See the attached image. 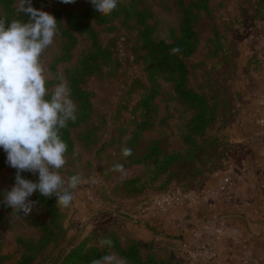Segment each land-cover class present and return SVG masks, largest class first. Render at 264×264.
<instances>
[{
  "label": "rangeland",
  "instance_id": "374dc122",
  "mask_svg": "<svg viewBox=\"0 0 264 264\" xmlns=\"http://www.w3.org/2000/svg\"><path fill=\"white\" fill-rule=\"evenodd\" d=\"M89 1L75 0L70 5L77 9ZM144 4L158 20L160 30L178 27L180 15L175 0H145ZM51 6L48 3L41 10L51 14ZM213 6V24L203 26L198 52L189 64L193 82L203 85L208 81L215 92L217 119L207 127L203 139L197 138V144H191L184 127L190 111L176 98L171 83L162 80L153 125L140 135L134 150V157L142 156L147 146L156 141L164 153L176 152L179 161L172 166L173 176L168 184L163 183L164 175H157L152 167L128 164L118 145L110 143L119 124L127 125L129 111L125 104L134 99L125 82L140 74V67L132 63L126 49L118 48L121 65L116 71L91 83L96 93V115L89 125L94 126L102 115L105 126L92 146L78 144L79 155L65 157L67 162L59 172L65 179L79 174L85 180L95 178L96 183H81L74 190L71 205L62 207L64 248L86 236L116 230L135 238L143 249L163 250L179 264H192L202 259L191 258L185 246L194 245V232L200 233L208 225L221 228L216 257L210 264H264V237L255 240L261 233L264 235V131L260 125L264 114V0H215ZM211 26L218 29L217 47L209 41L213 37ZM61 44V39L55 37L41 57L46 81L52 79L50 65ZM88 45L87 38L79 35L71 60L59 63L58 70L63 73L74 65ZM101 142L105 146L98 150ZM115 163L124 165L127 178L141 176L140 182L145 185L141 193L127 192L120 173L111 170ZM240 172L246 174L241 176ZM226 177L230 181L220 190L218 186ZM12 186L7 174L0 172V187ZM165 190L193 193L200 202L187 201L167 210L158 208ZM250 197L262 200L250 206ZM0 211V264H7L13 260L16 239L36 241L39 231L23 215L12 212L11 207ZM244 219L260 224V233L243 239L238 232ZM246 229L251 231L247 226ZM202 237L201 241L208 242L205 234ZM254 241L259 249L239 261L242 247ZM2 256L6 258L3 260Z\"/></svg>",
  "mask_w": 264,
  "mask_h": 264
},
{
  "label": "trees",
  "instance_id": "16d2710c",
  "mask_svg": "<svg viewBox=\"0 0 264 264\" xmlns=\"http://www.w3.org/2000/svg\"><path fill=\"white\" fill-rule=\"evenodd\" d=\"M144 1L120 0L110 15L97 12L90 1L77 9L61 0H32V6L41 10L46 4L52 3L51 14L56 18L60 31L58 37L62 44L50 65L52 79L46 81L49 92L50 87L59 82L55 78L57 73H62L57 65L71 60L78 36H85L89 42L78 61L62 73L69 83L71 98L78 109L77 120L69 122L68 127L61 130L62 139L68 145L65 157L72 155L78 144L90 147L99 139L105 120L101 115L100 121H96L94 126L89 125L96 115V93L91 83L104 79L108 72L112 73L120 67L117 54L121 46L128 52L132 63L140 67V74L125 82L129 93L134 94V99L125 104V109L129 111L127 125L124 127L119 124L110 143H116L120 152L123 147L131 148L133 155L123 158L128 160V164H139L145 169L152 167L157 175H164L163 183L168 184L173 176L172 166L178 163L179 155L176 152L164 153L156 141L147 146L142 156L134 157V150L140 135L153 125L157 111L156 98L162 93V80L171 83L176 98L190 111L184 127L186 138L191 144H197V138L203 139L207 127L217 119L215 92L208 81L203 85L193 82L189 64V60L198 52L203 26L213 24L215 0H175L180 15L179 24L177 28L165 29L170 34L168 43L160 39L161 32L165 30H160L158 20ZM16 6L17 0H0V17H7L6 26L11 19H27L16 11ZM211 27L213 37L209 41L217 47L220 40L218 29ZM175 47H179L180 52L170 54ZM104 144L101 142L98 150H102ZM0 172L6 173L9 184L14 185L16 170L6 163V153L2 148ZM21 176L33 182L38 181V174L25 171ZM140 181L141 176L138 175L124 179L122 184L129 194L135 195L144 189L145 185ZM7 190L10 189L0 187V201ZM174 193L165 190L163 194ZM29 199L37 202L33 210L28 216L20 214L38 229L39 238L28 241L18 237L13 260L7 264H91L93 259L113 252L126 258L128 264H179L163 250L143 249L135 238L116 230L101 236H86L72 242L69 248H64V212L55 203V197L45 198L37 191ZM0 208L10 207L0 203ZM106 238L113 241V247L100 244ZM1 258L4 260L6 257ZM210 261L196 260L192 264H210Z\"/></svg>",
  "mask_w": 264,
  "mask_h": 264
},
{
  "label": "clouds",
  "instance_id": "9594fccd",
  "mask_svg": "<svg viewBox=\"0 0 264 264\" xmlns=\"http://www.w3.org/2000/svg\"><path fill=\"white\" fill-rule=\"evenodd\" d=\"M75 3V0H61ZM120 0H90L95 10L110 15ZM16 11L27 19L0 17V148L6 153V163L16 170L15 183L3 194V203L12 212L28 216L36 201L29 197L33 192L45 198L55 197V203L67 208L75 198L74 190L81 183L95 184V178L83 179L79 174L65 179L59 172L66 164L67 143L61 130L69 122L77 120V105L71 98V88L65 76L57 73L51 92L46 87L41 57L60 34L56 18L43 10L34 8L32 0H17ZM165 43L170 34L161 32ZM180 52L171 49L172 55ZM79 155L73 151L72 156ZM121 155H133L132 149L123 147ZM112 171L127 178L121 163L112 165ZM38 174V181L25 179L22 172ZM102 246L113 247L110 238L100 241ZM91 264H128L126 258L110 253Z\"/></svg>",
  "mask_w": 264,
  "mask_h": 264
},
{
  "label": "built area",
  "instance_id": "2783aa9c",
  "mask_svg": "<svg viewBox=\"0 0 264 264\" xmlns=\"http://www.w3.org/2000/svg\"><path fill=\"white\" fill-rule=\"evenodd\" d=\"M260 125L263 128L264 131V114L262 115L260 119ZM230 179L228 177L224 178L218 188L222 189L224 188L228 183ZM198 199V196H196L193 193L190 192H177L176 194L173 195H163L162 198L159 200V205L158 208H164L167 210V208H173L180 206L184 204L187 201L194 202L195 200ZM166 204V205H165ZM205 237H207L208 242H203L204 234ZM196 237V244L194 245H186L185 249L188 253V255L193 258V259H202V260H209V259H214L216 257V247H217V240L219 235L221 234V228L217 226H208L205 225L202 228V231L200 233H195ZM200 240L201 242H199Z\"/></svg>",
  "mask_w": 264,
  "mask_h": 264
},
{
  "label": "crops",
  "instance_id": "0c3cea01",
  "mask_svg": "<svg viewBox=\"0 0 264 264\" xmlns=\"http://www.w3.org/2000/svg\"><path fill=\"white\" fill-rule=\"evenodd\" d=\"M246 173L245 172H240V174L239 175H241V176H244ZM228 185V184H227ZM226 187V186H225ZM225 187L224 188H222V189H220V190H223V189H225ZM249 188H250V186H249ZM248 188V189H249ZM262 199L261 198H259V197H254V198H248V202H247V205H250V206H253V205H256V204H259V201H261ZM202 201V200H201ZM247 201V200H246ZM194 202H196V203H198V202H200L199 201V199H197V200H195ZM249 203H252V205L251 204H249ZM241 221H243V222H245V224H244V226H242L241 227V229L239 230V234L241 235V237H243V239H250V236L252 235L251 233H260V224H258V223H255V222H251L250 220H247V219H244V220H241ZM187 222H190L191 223V221L190 220H187ZM248 224V225H247ZM246 226L247 227H249V229L252 231H247V229H246ZM260 236L261 237H255V240H260V239H263V237H264V235H263V233H261L260 234ZM254 239V238H253ZM203 241H204V238H203ZM252 244H249L248 242L246 243V246H244V247H242V249L244 250L243 251V254L241 253V255L240 256H238V258L240 259L239 261H245V257H246V255H247V253L248 252H250V251H254V252H256V249L258 248L259 249V247H257V245H256V241H254V242H251ZM219 247H220V245H219ZM260 248H262V247H260ZM262 249H264V246H263V248ZM222 254V252L220 253L219 252V257H220V255ZM220 260V259H219Z\"/></svg>",
  "mask_w": 264,
  "mask_h": 264
},
{
  "label": "water",
  "instance_id": "95a60500",
  "mask_svg": "<svg viewBox=\"0 0 264 264\" xmlns=\"http://www.w3.org/2000/svg\"><path fill=\"white\" fill-rule=\"evenodd\" d=\"M182 235V232H181V234H180V236Z\"/></svg>",
  "mask_w": 264,
  "mask_h": 264
}]
</instances>
